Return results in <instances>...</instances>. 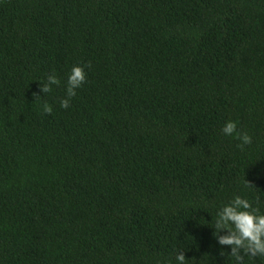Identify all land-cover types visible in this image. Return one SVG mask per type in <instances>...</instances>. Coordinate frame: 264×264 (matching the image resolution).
I'll return each instance as SVG.
<instances>
[{
    "label": "trees",
    "instance_id": "1",
    "mask_svg": "<svg viewBox=\"0 0 264 264\" xmlns=\"http://www.w3.org/2000/svg\"><path fill=\"white\" fill-rule=\"evenodd\" d=\"M236 196L264 214V0H0V264H237Z\"/></svg>",
    "mask_w": 264,
    "mask_h": 264
},
{
    "label": "clouds",
    "instance_id": "2",
    "mask_svg": "<svg viewBox=\"0 0 264 264\" xmlns=\"http://www.w3.org/2000/svg\"><path fill=\"white\" fill-rule=\"evenodd\" d=\"M86 82L85 69L82 66H73L67 79V98L60 100V106L64 109L70 107L71 98L75 97L76 90ZM61 80L57 75L49 74L47 82L41 84V91L44 94L52 91V86H59ZM35 99L41 97L37 93H33ZM43 112L51 114L53 108L50 104L42 105ZM225 135L231 136L236 133V139L241 143L238 145L241 149L245 145L252 143V137L247 133H239L237 131V123L228 121L222 129ZM248 186H253L246 181ZM215 237L220 245L231 246L230 257L234 258L237 264H243L244 257L264 256V214H260L259 208H253L252 204L240 196H236L229 204L225 205L217 214L215 221ZM221 231H225V235H220ZM225 255V253H221ZM176 260L178 264H186V257L180 251Z\"/></svg>",
    "mask_w": 264,
    "mask_h": 264
}]
</instances>
